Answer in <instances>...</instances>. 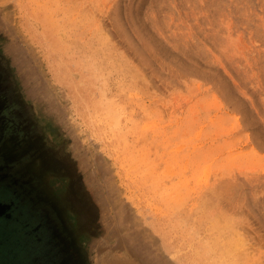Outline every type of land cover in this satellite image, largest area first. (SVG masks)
I'll return each instance as SVG.
<instances>
[{"label": "rangeland", "instance_id": "obj_1", "mask_svg": "<svg viewBox=\"0 0 264 264\" xmlns=\"http://www.w3.org/2000/svg\"><path fill=\"white\" fill-rule=\"evenodd\" d=\"M0 264H264V0H0Z\"/></svg>", "mask_w": 264, "mask_h": 264}]
</instances>
